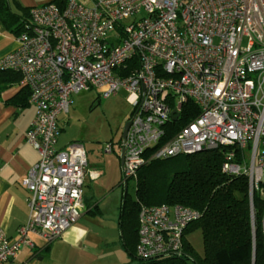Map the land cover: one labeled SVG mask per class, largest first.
I'll use <instances>...</instances> for the list:
<instances>
[{
  "label": "built area",
  "instance_id": "built-area-1",
  "mask_svg": "<svg viewBox=\"0 0 264 264\" xmlns=\"http://www.w3.org/2000/svg\"><path fill=\"white\" fill-rule=\"evenodd\" d=\"M16 41L0 70L19 73L30 90L35 119L26 141L39 159L22 179L27 222L14 237L0 227V264L34 249L31 235L51 241L74 225L86 178L103 173L82 144L58 148L60 116L81 91L127 92L133 110L117 143L124 186L153 159L227 147L223 172L248 176L251 196L264 195V0L46 2L30 8ZM190 99L200 113L160 143L163 126L178 121ZM200 217L182 204L142 206L137 256L182 255L186 227ZM262 223L264 235V213Z\"/></svg>",
  "mask_w": 264,
  "mask_h": 264
},
{
  "label": "trees",
  "instance_id": "trees-1",
  "mask_svg": "<svg viewBox=\"0 0 264 264\" xmlns=\"http://www.w3.org/2000/svg\"><path fill=\"white\" fill-rule=\"evenodd\" d=\"M65 1L48 2H55L63 8ZM17 7L21 9L20 13L14 12L6 0H0V20L15 36L23 33L30 22V7ZM20 81L19 73L0 70V90ZM29 97L30 90L24 87L13 101L23 106ZM199 113L197 103L188 100L183 106L181 118L163 126L165 135L160 143L168 141ZM228 150L227 147H220L149 161L133 178L135 197L128 192L127 181L119 229L121 244L132 263L264 264V195L254 190L251 196L248 176L223 172ZM162 204L189 206L199 210L201 217L186 227L182 255L139 258L136 251L140 209L144 205ZM196 229L202 233L203 254L197 252L188 237Z\"/></svg>",
  "mask_w": 264,
  "mask_h": 264
},
{
  "label": "crops",
  "instance_id": "crops-1",
  "mask_svg": "<svg viewBox=\"0 0 264 264\" xmlns=\"http://www.w3.org/2000/svg\"><path fill=\"white\" fill-rule=\"evenodd\" d=\"M6 1L13 10L14 3L16 6L31 8L50 0ZM16 46V36L10 33L0 20V57L14 50ZM24 87L26 86L19 83L7 85L0 90V227L10 237L16 236L18 228L28 220L29 191L22 184V179L39 159L38 151L26 141V133L35 119V106L29 101L23 106L13 101ZM67 114L60 116L61 129L63 123L68 120ZM60 137L58 148L67 145H60ZM84 204L85 208L88 207L86 202ZM95 206L87 210L93 211ZM31 237L36 244L35 248L23 249L18 259L7 264H97L106 258L105 254L110 259L112 257H108V254L118 250L116 248L110 252V249L105 247L111 243L116 244V239L111 240L110 235L101 231L95 232L83 213L74 225L56 239L47 241L38 235ZM110 263L103 261L99 264Z\"/></svg>",
  "mask_w": 264,
  "mask_h": 264
},
{
  "label": "rangeland",
  "instance_id": "rangeland-1",
  "mask_svg": "<svg viewBox=\"0 0 264 264\" xmlns=\"http://www.w3.org/2000/svg\"><path fill=\"white\" fill-rule=\"evenodd\" d=\"M13 11L19 13V8L13 4ZM21 10V9H20ZM133 106L127 100V92L119 91L117 95L103 97L99 91L85 90L73 95L70 113L67 122L61 129L60 145L70 142L82 144L86 150L89 165L94 169H102L98 178H86L84 186V200L88 207L82 209L83 216L91 228L116 239V244L106 245L110 252L117 248L115 253L105 254L103 261L110 264H136L128 257L122 247L119 222L121 206L124 196L122 183V166L117 143L122 137L123 128L132 113ZM114 143L115 151L105 152V146ZM128 192L135 197V180L128 181ZM84 202V203H85ZM85 205V204H84ZM97 205V207L95 206ZM95 206L93 211L87 209ZM197 252L203 254V238L200 229L188 235ZM125 260V261H124ZM102 260L97 264L102 263Z\"/></svg>",
  "mask_w": 264,
  "mask_h": 264
},
{
  "label": "water",
  "instance_id": "water-1",
  "mask_svg": "<svg viewBox=\"0 0 264 264\" xmlns=\"http://www.w3.org/2000/svg\"><path fill=\"white\" fill-rule=\"evenodd\" d=\"M173 113H174V115H173L174 120H177L178 119V113L176 112V110H174ZM129 125H130V122L127 121L125 126H124V128H123V132H122V136L123 137H125ZM120 158H121V164H122L123 163V159H124V151L121 152ZM252 208H253V204H252Z\"/></svg>",
  "mask_w": 264,
  "mask_h": 264
}]
</instances>
